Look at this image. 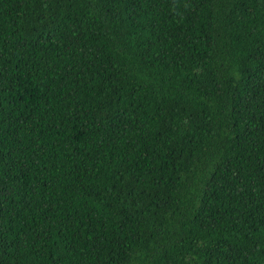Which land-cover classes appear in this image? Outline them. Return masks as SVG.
<instances>
[{"label":"trees","instance_id":"obj_1","mask_svg":"<svg viewBox=\"0 0 264 264\" xmlns=\"http://www.w3.org/2000/svg\"><path fill=\"white\" fill-rule=\"evenodd\" d=\"M0 264H264V0H0Z\"/></svg>","mask_w":264,"mask_h":264}]
</instances>
